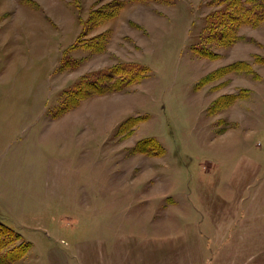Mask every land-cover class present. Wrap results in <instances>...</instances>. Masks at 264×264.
Wrapping results in <instances>:
<instances>
[{
	"label": "rangeland",
	"instance_id": "374dc122",
	"mask_svg": "<svg viewBox=\"0 0 264 264\" xmlns=\"http://www.w3.org/2000/svg\"><path fill=\"white\" fill-rule=\"evenodd\" d=\"M255 2L0 0V264H264Z\"/></svg>",
	"mask_w": 264,
	"mask_h": 264
},
{
	"label": "trees",
	"instance_id": "16d2710c",
	"mask_svg": "<svg viewBox=\"0 0 264 264\" xmlns=\"http://www.w3.org/2000/svg\"><path fill=\"white\" fill-rule=\"evenodd\" d=\"M235 5V4H234ZM237 8V7H236ZM217 18V17H216ZM264 19V3L263 2H255L253 4H249V6L243 5L240 10L227 11L222 14L219 20H228L232 22L238 23H256L260 20ZM122 74L121 80L119 81L121 84H127L134 77H139L144 70L143 66L134 64V63H123L119 67H117Z\"/></svg>",
	"mask_w": 264,
	"mask_h": 264
},
{
	"label": "bare ground",
	"instance_id": "6f19581e",
	"mask_svg": "<svg viewBox=\"0 0 264 264\" xmlns=\"http://www.w3.org/2000/svg\"><path fill=\"white\" fill-rule=\"evenodd\" d=\"M12 125V124H11ZM10 129V128H9Z\"/></svg>",
	"mask_w": 264,
	"mask_h": 264
}]
</instances>
